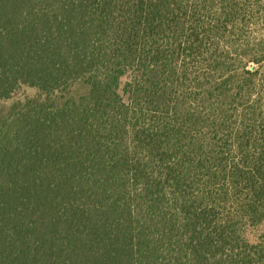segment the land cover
Listing matches in <instances>:
<instances>
[{
	"label": "trees",
	"instance_id": "16d2710c",
	"mask_svg": "<svg viewBox=\"0 0 264 264\" xmlns=\"http://www.w3.org/2000/svg\"><path fill=\"white\" fill-rule=\"evenodd\" d=\"M262 27L264 0H0V98L38 92L0 115V264H264Z\"/></svg>",
	"mask_w": 264,
	"mask_h": 264
},
{
	"label": "rangeland",
	"instance_id": "374dc122",
	"mask_svg": "<svg viewBox=\"0 0 264 264\" xmlns=\"http://www.w3.org/2000/svg\"><path fill=\"white\" fill-rule=\"evenodd\" d=\"M262 34L261 37L264 40V27H262ZM126 78H123V81H125ZM88 91V88L83 84H76L71 88L70 93L81 95ZM38 94L37 90L34 88L29 87H22L16 94H14L9 99H1L0 98V115L4 112H7L9 110L15 109L14 106H22L24 105L28 99L34 98ZM259 229H253L249 231V236L253 241H257L259 237Z\"/></svg>",
	"mask_w": 264,
	"mask_h": 264
}]
</instances>
